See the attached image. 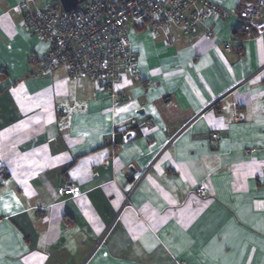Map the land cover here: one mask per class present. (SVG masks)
<instances>
[{
	"label": "crops",
	"instance_id": "crops-1",
	"mask_svg": "<svg viewBox=\"0 0 264 264\" xmlns=\"http://www.w3.org/2000/svg\"><path fill=\"white\" fill-rule=\"evenodd\" d=\"M24 1L0 0V264H264V35L210 18L169 46L129 25L136 72L113 96L64 68L26 78L46 45ZM212 1L229 13L257 0ZM65 179L78 197L57 195Z\"/></svg>",
	"mask_w": 264,
	"mask_h": 264
},
{
	"label": "built area",
	"instance_id": "built-area-1",
	"mask_svg": "<svg viewBox=\"0 0 264 264\" xmlns=\"http://www.w3.org/2000/svg\"><path fill=\"white\" fill-rule=\"evenodd\" d=\"M28 4L25 0L15 8L22 12L25 30L43 41L46 47L44 52L29 56L26 78L37 80L57 68H64L69 78H88L100 90L113 96L122 77L136 72L137 55L127 38L129 25L146 26L151 36L165 33L169 46L173 44L170 32L174 28H180L186 34L196 32L199 25L210 18L226 20L233 17L243 34L264 35V0L244 4L229 13L212 0H85L70 13H64L57 3H50L35 12ZM206 35L211 37L212 33L206 32ZM260 70H264V66ZM120 100L117 96L113 102L117 106ZM218 139L216 133L212 134L211 145ZM6 173L0 162V177ZM139 180L140 176H136L121 189L122 206L108 232L121 213L130 207V198ZM81 193L79 185L68 179L57 188L59 197L76 198ZM197 193L204 195L203 186H199ZM106 236L107 232L97 241L96 249Z\"/></svg>",
	"mask_w": 264,
	"mask_h": 264
},
{
	"label": "water",
	"instance_id": "water-1",
	"mask_svg": "<svg viewBox=\"0 0 264 264\" xmlns=\"http://www.w3.org/2000/svg\"><path fill=\"white\" fill-rule=\"evenodd\" d=\"M81 1L85 0H58L57 4L60 5L64 13H70L76 9Z\"/></svg>",
	"mask_w": 264,
	"mask_h": 264
}]
</instances>
